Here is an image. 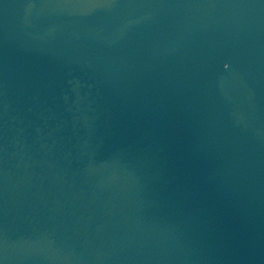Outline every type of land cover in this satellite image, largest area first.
Masks as SVG:
<instances>
[{
    "label": "water",
    "instance_id": "95a60500",
    "mask_svg": "<svg viewBox=\"0 0 264 264\" xmlns=\"http://www.w3.org/2000/svg\"><path fill=\"white\" fill-rule=\"evenodd\" d=\"M0 264H264V0H0Z\"/></svg>",
    "mask_w": 264,
    "mask_h": 264
}]
</instances>
